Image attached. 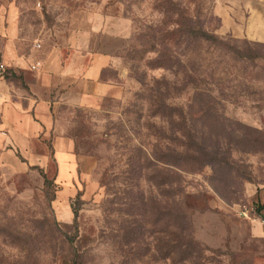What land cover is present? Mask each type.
Wrapping results in <instances>:
<instances>
[{
  "label": "rangeland",
  "instance_id": "obj_1",
  "mask_svg": "<svg viewBox=\"0 0 264 264\" xmlns=\"http://www.w3.org/2000/svg\"><path fill=\"white\" fill-rule=\"evenodd\" d=\"M0 264H264V0H0Z\"/></svg>",
  "mask_w": 264,
  "mask_h": 264
},
{
  "label": "built area",
  "instance_id": "obj_2",
  "mask_svg": "<svg viewBox=\"0 0 264 264\" xmlns=\"http://www.w3.org/2000/svg\"><path fill=\"white\" fill-rule=\"evenodd\" d=\"M8 70L9 69L7 63L3 59H0V108L3 104L2 86L5 82L6 76L8 74ZM261 235L264 238V220L261 223Z\"/></svg>",
  "mask_w": 264,
  "mask_h": 264
}]
</instances>
